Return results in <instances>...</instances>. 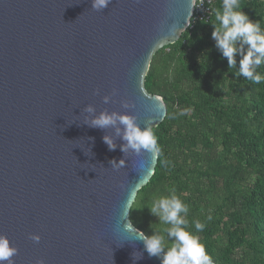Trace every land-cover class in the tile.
<instances>
[{"label": "water", "instance_id": "water-1", "mask_svg": "<svg viewBox=\"0 0 264 264\" xmlns=\"http://www.w3.org/2000/svg\"><path fill=\"white\" fill-rule=\"evenodd\" d=\"M190 4L111 0L97 11L92 0H0V235L18 249L14 264H134L133 252L143 254L135 264H161L163 253L149 256L139 233L124 230L125 201L157 156L124 157L116 129L85 124L84 108L162 122L165 104L143 79L155 51L187 28Z\"/></svg>", "mask_w": 264, "mask_h": 264}, {"label": "trees", "instance_id": "trees-1", "mask_svg": "<svg viewBox=\"0 0 264 264\" xmlns=\"http://www.w3.org/2000/svg\"><path fill=\"white\" fill-rule=\"evenodd\" d=\"M240 3L264 28V0ZM221 4L150 59L143 87L162 98L166 114L152 127L160 153L128 219L146 235L168 227L148 206L174 187L189 208L187 230L214 264H264V80L235 76L239 57L228 69L216 49L211 24ZM257 72L264 76V64ZM197 220L203 231L196 232Z\"/></svg>", "mask_w": 264, "mask_h": 264}, {"label": "clouds", "instance_id": "clouds-1", "mask_svg": "<svg viewBox=\"0 0 264 264\" xmlns=\"http://www.w3.org/2000/svg\"><path fill=\"white\" fill-rule=\"evenodd\" d=\"M110 3L111 0H92V8L100 11L107 8ZM190 7L191 10L197 7L196 0H191ZM211 25L213 28L211 38L215 41V47L222 58H226L228 69L236 68L239 57L238 72L234 75L242 76L254 84L261 83L264 76L258 73L257 69L264 64V28L261 27L260 22L249 18L243 11L240 0H222L221 7L215 10V23ZM103 100L108 103L110 96L105 95ZM122 106L125 109L133 107L127 101L123 102ZM84 112L91 114V119L86 117L85 123L90 127L116 129L117 136H120L124 142L120 145L124 157L130 150L136 155L142 152L151 153L153 158L159 155L160 148L152 128L149 125L141 127L135 115L116 111L109 113L107 110L95 115L96 110L93 105H87ZM102 139L109 151L117 148L113 137L104 135ZM125 162V158L118 162L115 159L109 161L111 168L117 171L125 166ZM139 167L143 169L144 164L141 163ZM168 191V195L154 199L148 206L150 214L168 227L154 228L151 235H146L136 229L129 220L124 224V230L139 233L144 250L149 256L160 257L163 253L161 264H214L198 235L187 230L188 221L184 217L188 215V206L176 194L174 187ZM124 209L129 215L132 210L130 200L125 201ZM204 227L203 223L195 221L196 232L203 231ZM30 238L35 242L40 241L39 235L33 234ZM168 241L171 243L169 244ZM17 252V247L11 244L8 237L0 235V264L5 262L14 264L13 257ZM142 255L141 252H133L134 264L136 260L142 258ZM36 264H44V261L38 260Z\"/></svg>", "mask_w": 264, "mask_h": 264}, {"label": "built area", "instance_id": "built-area-1", "mask_svg": "<svg viewBox=\"0 0 264 264\" xmlns=\"http://www.w3.org/2000/svg\"><path fill=\"white\" fill-rule=\"evenodd\" d=\"M222 0H196L197 7L192 9V14L187 27H190L195 21L206 20L213 12L214 4Z\"/></svg>", "mask_w": 264, "mask_h": 264}]
</instances>
